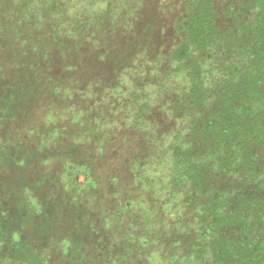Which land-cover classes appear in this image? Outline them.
<instances>
[{
    "label": "rangeland",
    "instance_id": "obj_1",
    "mask_svg": "<svg viewBox=\"0 0 264 264\" xmlns=\"http://www.w3.org/2000/svg\"><path fill=\"white\" fill-rule=\"evenodd\" d=\"M192 3L0 0V264H208L174 239L193 221L156 161L169 143L156 111L172 98L157 77Z\"/></svg>",
    "mask_w": 264,
    "mask_h": 264
},
{
    "label": "trees",
    "instance_id": "obj_2",
    "mask_svg": "<svg viewBox=\"0 0 264 264\" xmlns=\"http://www.w3.org/2000/svg\"><path fill=\"white\" fill-rule=\"evenodd\" d=\"M192 4L179 42L166 55L171 75L157 77L156 96L170 91L172 98L156 111L162 128L169 130L168 146L156 161L168 165L175 182L171 198L180 208L189 207L193 221L186 231L175 232L174 239L196 243L208 264H264V0ZM168 77L174 90L163 91ZM127 92L124 96L134 99ZM132 94L138 99L142 93ZM154 105L139 108L137 128L151 121L145 113ZM156 125L153 121L150 127ZM154 143L158 145L157 139ZM79 162L85 167L84 159ZM84 167L74 172L85 171L90 179L91 171ZM133 181L141 183L142 177L135 174ZM27 246L25 257H34Z\"/></svg>",
    "mask_w": 264,
    "mask_h": 264
}]
</instances>
